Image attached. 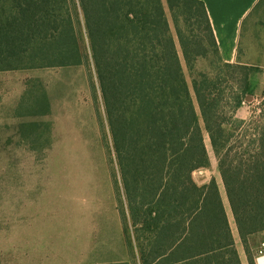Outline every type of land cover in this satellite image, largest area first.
Wrapping results in <instances>:
<instances>
[{
	"label": "trees",
	"instance_id": "1",
	"mask_svg": "<svg viewBox=\"0 0 264 264\" xmlns=\"http://www.w3.org/2000/svg\"><path fill=\"white\" fill-rule=\"evenodd\" d=\"M210 53L215 73L197 71ZM90 57L136 263L243 264L217 179H194L210 165L199 106L255 264L251 239L264 233V93L248 119L237 113L254 96L260 68L224 61L203 0H0V70L79 66Z\"/></svg>",
	"mask_w": 264,
	"mask_h": 264
},
{
	"label": "rangeland",
	"instance_id": "2",
	"mask_svg": "<svg viewBox=\"0 0 264 264\" xmlns=\"http://www.w3.org/2000/svg\"><path fill=\"white\" fill-rule=\"evenodd\" d=\"M166 9L174 28L167 3ZM178 40V39H177ZM180 53L182 50L178 44ZM240 61L257 66L254 96L237 113L248 119L264 93V1L248 18L239 46ZM193 90L194 73L182 55ZM215 56L197 60V71L215 73ZM210 165L194 172L200 185L215 177L220 185L243 264H250L199 106ZM41 180L40 210L51 213L55 238L49 262L60 255L71 262L105 264L123 260L137 264L124 231L122 181L109 119L90 57L84 65L0 70V178ZM17 201L10 196V203ZM21 203V202H20ZM127 209H124V212ZM129 217V214H127ZM88 222L86 231L83 224ZM93 227V228H92ZM258 264L264 233L251 239ZM50 255L42 252V258ZM44 259H42L43 261Z\"/></svg>",
	"mask_w": 264,
	"mask_h": 264
},
{
	"label": "crops",
	"instance_id": "3",
	"mask_svg": "<svg viewBox=\"0 0 264 264\" xmlns=\"http://www.w3.org/2000/svg\"><path fill=\"white\" fill-rule=\"evenodd\" d=\"M203 1L222 58L226 62H241L239 46L244 25L264 0ZM10 196L17 201L10 203ZM40 196L39 179L0 178V264H85L71 262L64 255L57 256L59 263L49 262L53 257L51 252L57 250L52 247L55 238L50 233V220L54 216L41 212ZM83 226L88 232V222ZM123 228L125 231V224ZM43 251L50 255L42 258Z\"/></svg>",
	"mask_w": 264,
	"mask_h": 264
},
{
	"label": "built area",
	"instance_id": "4",
	"mask_svg": "<svg viewBox=\"0 0 264 264\" xmlns=\"http://www.w3.org/2000/svg\"><path fill=\"white\" fill-rule=\"evenodd\" d=\"M261 254H262L261 256L264 257V251H262ZM261 256H260V257H261ZM260 257L258 258V264H261V262H260Z\"/></svg>",
	"mask_w": 264,
	"mask_h": 264
},
{
	"label": "bare ground",
	"instance_id": "5",
	"mask_svg": "<svg viewBox=\"0 0 264 264\" xmlns=\"http://www.w3.org/2000/svg\"><path fill=\"white\" fill-rule=\"evenodd\" d=\"M260 262H261V264H264V257H260Z\"/></svg>",
	"mask_w": 264,
	"mask_h": 264
},
{
	"label": "water",
	"instance_id": "6",
	"mask_svg": "<svg viewBox=\"0 0 264 264\" xmlns=\"http://www.w3.org/2000/svg\"><path fill=\"white\" fill-rule=\"evenodd\" d=\"M252 98V96H248L247 100H250Z\"/></svg>",
	"mask_w": 264,
	"mask_h": 264
}]
</instances>
